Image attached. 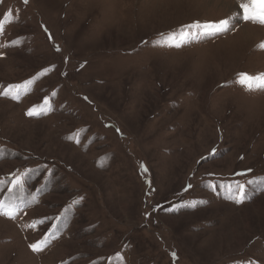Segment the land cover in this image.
Instances as JSON below:
<instances>
[{
    "label": "rangeland",
    "instance_id": "374dc122",
    "mask_svg": "<svg viewBox=\"0 0 264 264\" xmlns=\"http://www.w3.org/2000/svg\"><path fill=\"white\" fill-rule=\"evenodd\" d=\"M235 11L0 0V91L22 86L19 100L0 95V178L30 170L22 195L38 201L0 215V264H264V89L237 82L264 73V25L168 39Z\"/></svg>",
    "mask_w": 264,
    "mask_h": 264
},
{
    "label": "snow or ice",
    "instance_id": "6c2138e0",
    "mask_svg": "<svg viewBox=\"0 0 264 264\" xmlns=\"http://www.w3.org/2000/svg\"><path fill=\"white\" fill-rule=\"evenodd\" d=\"M24 3L26 4L27 0H24ZM234 21L264 25V0H236V11L232 16L219 21L204 23L195 22L191 25L182 26L178 32L171 33L168 39L176 41V43L171 46L180 47L196 35L214 37L218 34L225 33L233 27ZM2 27V24H0V28ZM193 30L196 31L194 32ZM259 47L264 49V42H262ZM237 82L248 90L256 88L264 89V73L255 76L248 73H240ZM21 88V85H9L5 90L0 91V95L19 100ZM43 104L45 107H48L49 99L45 98ZM41 114H44V109L39 106H34L27 112V115L30 117L39 116ZM141 168L146 171L143 165H141ZM29 171L30 170H25L18 174H10V176L6 178H0V189H5L6 186L5 190L8 193L7 198H0V215L6 216L9 219H15L21 211L38 202L36 194H32L31 198L27 201L22 195L25 191V178L28 176ZM248 183L251 184L252 181H248ZM189 187H191V185H189ZM212 187L215 189L216 186L213 185ZM228 189L231 193L229 199L234 200L238 204L242 203L247 198L246 185L243 183L237 184L234 192L231 185H228ZM17 192L21 193V195H16ZM56 219L59 220V217ZM41 223H43V221H41ZM31 227H35V225H31ZM59 230L60 226L58 224H53L49 233L43 239L30 244L29 247L34 252L43 251L44 248L48 246V237L54 236ZM173 256H175L174 253Z\"/></svg>",
    "mask_w": 264,
    "mask_h": 264
},
{
    "label": "bare ground",
    "instance_id": "6f19581e",
    "mask_svg": "<svg viewBox=\"0 0 264 264\" xmlns=\"http://www.w3.org/2000/svg\"><path fill=\"white\" fill-rule=\"evenodd\" d=\"M248 26L250 27V25H248ZM246 30H248V27L247 26L241 29V31H246Z\"/></svg>",
    "mask_w": 264,
    "mask_h": 264
}]
</instances>
